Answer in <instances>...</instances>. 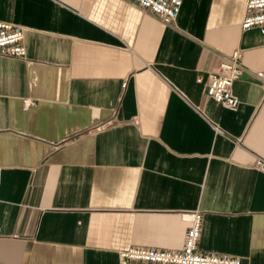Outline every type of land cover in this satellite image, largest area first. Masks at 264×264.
<instances>
[{
  "label": "crops",
  "instance_id": "0c3cea01",
  "mask_svg": "<svg viewBox=\"0 0 264 264\" xmlns=\"http://www.w3.org/2000/svg\"><path fill=\"white\" fill-rule=\"evenodd\" d=\"M245 4L184 0L167 23L133 0H0L27 50L0 54V264L179 250L191 210L201 251L264 264V35ZM237 48L226 108L207 75Z\"/></svg>",
  "mask_w": 264,
  "mask_h": 264
},
{
  "label": "built area",
  "instance_id": "2783aa9c",
  "mask_svg": "<svg viewBox=\"0 0 264 264\" xmlns=\"http://www.w3.org/2000/svg\"><path fill=\"white\" fill-rule=\"evenodd\" d=\"M144 9H148L169 23L175 21L181 11L184 0H133ZM243 30L254 27L264 35V0H246L245 15L241 22ZM25 28L19 24L0 20V54L13 57H26L24 44ZM245 71L242 63V50L235 49L225 60L207 75V94L222 107L236 108L240 103L234 91L236 80ZM264 80V70L256 72ZM202 80V77L199 78ZM126 82L123 83V87ZM31 103H27L28 108ZM217 132L222 133L218 122L213 121ZM236 143L241 144L240 141ZM256 167L264 172V156L256 155ZM189 222L185 233L183 247L179 250H168L155 247H132L120 253L121 264H242L239 256L213 254L199 249L203 230V212L191 210L184 212Z\"/></svg>",
  "mask_w": 264,
  "mask_h": 264
}]
</instances>
